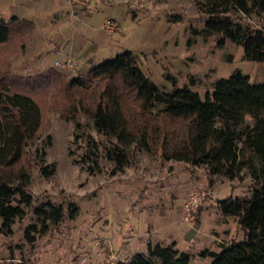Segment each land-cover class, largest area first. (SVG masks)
I'll return each mask as SVG.
<instances>
[{
	"label": "rangeland",
	"instance_id": "374dc122",
	"mask_svg": "<svg viewBox=\"0 0 264 264\" xmlns=\"http://www.w3.org/2000/svg\"><path fill=\"white\" fill-rule=\"evenodd\" d=\"M40 4L43 8L21 28L11 25L0 45V66L9 67L4 75L9 90L28 93L41 111L37 134L24 154L14 164L0 165V177L14 181L17 172L25 170L32 195L26 213L12 224L13 231L0 232V263L101 264L109 254L126 261L135 253L145 254L149 243L159 242L189 252L192 261L202 264L209 256L199 255L200 249H218L232 238L243 240L245 230L237 216L224 214L218 198L244 196L257 185L246 165L228 176L209 171L202 162L165 157L163 131L171 145L182 135L185 120L142 115L139 99L126 91L124 110L130 123L146 121L161 131L155 151L131 143L126 146V162L116 167L105 154L110 141L81 108L94 104L99 86L84 89L68 81L128 47L157 85L170 87V73L177 85L193 79L190 86L203 96L205 89L212 90L214 78L236 67L250 81L263 82L264 60L244 58L243 46L228 38L217 45L215 34L194 32L205 18L197 0ZM232 16L254 26L264 24V11H236ZM245 120L250 123L252 117L246 115ZM45 199L60 202L64 217L34 231V239L28 241L24 228L34 220L33 205ZM70 200L76 206L73 216ZM187 202L194 204L189 212Z\"/></svg>",
	"mask_w": 264,
	"mask_h": 264
},
{
	"label": "trees",
	"instance_id": "16d2710c",
	"mask_svg": "<svg viewBox=\"0 0 264 264\" xmlns=\"http://www.w3.org/2000/svg\"><path fill=\"white\" fill-rule=\"evenodd\" d=\"M205 14L204 23L194 32L215 34V42L222 45L226 38L243 46V57L264 60V24L254 26L232 16L236 11L249 14L264 11V0H197ZM28 19L11 14L0 16V45L7 40L12 24L21 28ZM29 22V21H28ZM8 66H0V165L16 163L24 154L40 126L41 111L37 101L28 93L9 90L5 81ZM170 87H161L146 75L135 60L131 48H124L113 56L89 66L82 75L69 79L70 86L90 88L99 86L92 106L82 104V110L92 117L93 124L110 141L106 156L116 167L128 158L126 146L133 143L155 151L161 128L146 121L131 124L124 110L126 91L139 99L142 115H167L172 120H185L180 138L166 144L167 131L162 137V154L165 157L190 162H202L209 171L233 176L241 165L257 183L249 194L218 198L224 214L237 216L244 228L243 240L232 238L222 242L218 249L202 248L198 254L209 256L202 264H264V81L249 80L246 72L236 67L226 76L212 80V90L205 89L203 96L190 84H176L175 76L167 73ZM4 80V81H3ZM246 115L252 117L247 123ZM85 158V156H83ZM83 158V159H84ZM89 159V156H88ZM84 161V160H82ZM87 167L92 171L91 164ZM46 170L45 166H42ZM28 174L22 168L17 179L0 177V232L10 234L14 221L26 213L32 195L27 189ZM69 215L76 206L67 201ZM34 220L25 225L24 237L34 239V231L47 229L64 217L60 202L45 199L33 205ZM1 264V263H0ZM117 264H198L191 254L171 244H148L147 252L135 253Z\"/></svg>",
	"mask_w": 264,
	"mask_h": 264
},
{
	"label": "crops",
	"instance_id": "0c3cea01",
	"mask_svg": "<svg viewBox=\"0 0 264 264\" xmlns=\"http://www.w3.org/2000/svg\"><path fill=\"white\" fill-rule=\"evenodd\" d=\"M42 6L40 0H0V16L8 18L11 14H16L31 19Z\"/></svg>",
	"mask_w": 264,
	"mask_h": 264
},
{
	"label": "built area",
	"instance_id": "2783aa9c",
	"mask_svg": "<svg viewBox=\"0 0 264 264\" xmlns=\"http://www.w3.org/2000/svg\"><path fill=\"white\" fill-rule=\"evenodd\" d=\"M107 26L109 27L108 23ZM66 63V62H65ZM68 63V62H67ZM186 208L188 210V212L194 208V204H191L189 202H187L186 204ZM117 259L115 258L114 254H109L108 256H106L104 258V260L101 262V264H117Z\"/></svg>",
	"mask_w": 264,
	"mask_h": 264
}]
</instances>
